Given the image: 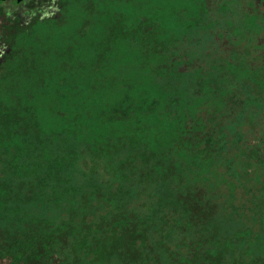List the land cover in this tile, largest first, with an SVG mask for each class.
Wrapping results in <instances>:
<instances>
[{"label": "trees", "instance_id": "1", "mask_svg": "<svg viewBox=\"0 0 264 264\" xmlns=\"http://www.w3.org/2000/svg\"><path fill=\"white\" fill-rule=\"evenodd\" d=\"M33 1L0 7V264H264V48H190L264 0Z\"/></svg>", "mask_w": 264, "mask_h": 264}, {"label": "rangeland", "instance_id": "2", "mask_svg": "<svg viewBox=\"0 0 264 264\" xmlns=\"http://www.w3.org/2000/svg\"><path fill=\"white\" fill-rule=\"evenodd\" d=\"M43 6L44 3L42 4V7ZM30 11L32 13V10ZM229 17H231V15H229ZM231 18L236 20V24H232L234 25V28L232 26L229 36H212L211 40L203 42V46L201 44H198V42H194L190 48L192 50L199 49L200 53L203 54L207 59L224 57L226 54V50H231L234 54H237L241 61L246 60V57L250 54H252L253 56L257 53V55L263 54L262 49L264 48V34L263 36L259 35L261 33H264V30L261 31L260 34L249 36H240L238 34H235L234 31L239 29L240 32L245 33L247 29L252 28L254 29V32H258L260 27L264 28V22L257 21L258 23L252 22L246 25L245 20H243L242 18L239 19L236 16H232ZM239 20L240 22H238ZM220 30L225 33L229 29L228 26L223 22L222 28H220ZM206 38L208 39V36H206ZM208 52H212L213 55L208 56ZM240 60L237 59L238 62H241ZM248 61L250 62V59H248ZM257 63L262 64L261 60L256 62V64ZM260 130V132H263L264 128H261ZM253 136L258 137L255 132L248 133V137ZM61 256L63 260L60 264H108V262H106L105 260L97 258L94 250H89L85 247H77L71 250L70 248L64 246L61 251Z\"/></svg>", "mask_w": 264, "mask_h": 264}, {"label": "flooded vegetation", "instance_id": "3", "mask_svg": "<svg viewBox=\"0 0 264 264\" xmlns=\"http://www.w3.org/2000/svg\"><path fill=\"white\" fill-rule=\"evenodd\" d=\"M0 1H1L0 7H3L9 11L14 10L16 8L15 7L16 2H19V4L17 5L18 7L16 9L22 11L23 13H25L27 15H29L31 13L30 10L33 11L34 8H41L42 7L41 3H38L39 7L36 6L37 3L33 0H0ZM0 19H1V21H0V26H1V23L3 22V18L0 17Z\"/></svg>", "mask_w": 264, "mask_h": 264}]
</instances>
